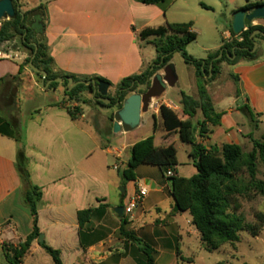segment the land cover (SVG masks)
Wrapping results in <instances>:
<instances>
[{
    "label": "crops",
    "instance_id": "0c3cea01",
    "mask_svg": "<svg viewBox=\"0 0 264 264\" xmlns=\"http://www.w3.org/2000/svg\"><path fill=\"white\" fill-rule=\"evenodd\" d=\"M227 1L229 4L234 2V0ZM19 3L20 10L24 13L35 11L40 6L44 7V33L56 70L78 77L104 78L112 84L109 93L116 92L118 84L123 79L141 74L156 60L157 52L152 44L153 38L142 40L140 33L143 30L155 29L166 23L191 22L193 23L192 31L197 34V40L200 37L195 28L196 22L174 19L172 9L165 5L166 1L158 5H145L135 0H37L32 7H27L22 0H19ZM245 5L231 10L230 17L227 18L228 22L230 21L229 24L233 23L235 11ZM33 21L34 15H30L29 24L31 25ZM258 22L259 25L264 26V19ZM254 23L256 26L257 21ZM231 26L223 33L226 40L223 45L234 38L231 34ZM13 48L16 51V58L0 60V80L9 77L0 90L7 91L5 100H11L7 103L8 105H4L6 107L4 110L0 108V116L10 121L21 122L23 104L18 97L21 88L27 85L29 90L37 88L45 93L50 90L44 89L42 82L38 83L36 74L30 67H25L23 73L19 74L20 67L28 54L20 52L17 46ZM263 59L264 57L259 58L255 62L241 61L231 67L232 73L238 75L240 79L241 97H237V90L232 91L230 95L235 96L236 103L239 99L243 100L244 105H248L258 115H264ZM177 85L178 81L173 88ZM221 88L219 87L215 94L211 95L215 109L216 102L222 105L224 101ZM182 92L187 94L183 90H178V105L168 99L167 90L163 95L154 98L148 110L142 113L140 126L144 115L150 114L153 119L155 116L157 130L164 129L160 108L162 105L168 107V103L171 102L176 106V109L172 110L177 113L182 112L180 105ZM10 96L11 99H9ZM60 96L59 102L50 100L39 114L36 116L31 114L25 126L26 156L29 160L30 178L33 185L40 187L43 191V198L39 205L41 233L45 235L47 245L61 250L64 264H143L145 257L136 244L123 234H121L122 238L115 237V232L120 231L123 223L122 216L116 210L128 201L127 189L130 184L134 187L138 179L137 173L136 180L125 185L126 192L122 193L119 206H112L108 192L97 194L94 196L95 206L89 208L97 209L106 205L104 214L94 216L82 230L78 221V212L88 209L90 194L82 180L85 172L81 168V159L97 153L110 156L115 162L114 168L119 171V167L122 168L128 164L131 149L140 140L127 145L123 144L121 148L112 151L108 142L101 140L86 128L85 123H81L84 114L79 113L77 120L71 118L67 110L70 106L68 98L61 90ZM194 98L198 99V94ZM73 105L80 104L73 102ZM118 111L119 108L115 107L113 115L115 116ZM220 112L226 114L222 117L221 125L213 128L210 138L204 140L198 138V141L202 142L207 149L218 148L221 151L224 144L241 145L239 137L243 136L242 128L235 121L227 122L228 116L238 112V109L235 110L233 106L228 111ZM178 115L182 120H187L183 112L182 115L179 113ZM201 119L200 112L195 121ZM115 121V118L106 119L107 133H110V124L113 127ZM133 131H126L123 128L122 131L113 134L131 138L130 134ZM177 136V133H169L165 130L163 141L158 144L155 134V145L164 148L173 144L176 147ZM209 144H213L214 147ZM16 154L17 147L14 139L0 133V252L2 254L4 251L1 244L4 241L18 246L33 230L30 209L23 201V185L16 168ZM191 161L193 163L192 159ZM145 185L159 193L167 191L168 198L172 201L170 208L166 211L160 204L148 206L145 198L137 214H133L129 219L124 213L129 222L126 230L133 232L136 237L154 249L155 264H195L193 259L197 252L194 250L199 248L206 250V246L201 241V234L192 223L190 213H181L174 208L170 193L171 184L162 186L157 179L152 178V180L146 179ZM154 210L156 213L152 216ZM130 222L134 223L130 225ZM80 232L83 233L82 237ZM71 233L75 235L73 245H71ZM43 250L45 251L39 241H35L24 264L29 261L30 264H39L37 260L32 259L33 251L44 255ZM184 250L192 256H185ZM30 256L32 258L29 259Z\"/></svg>",
    "mask_w": 264,
    "mask_h": 264
},
{
    "label": "trees",
    "instance_id": "16d2710c",
    "mask_svg": "<svg viewBox=\"0 0 264 264\" xmlns=\"http://www.w3.org/2000/svg\"><path fill=\"white\" fill-rule=\"evenodd\" d=\"M145 5H158L166 0H135ZM16 16L11 20H6L0 29V45L12 42L20 38L21 44L28 57L20 67V75L25 67L30 64L40 72L34 73L43 80V73L47 74L44 79L45 85L52 81L48 89H57L60 84L65 86V96L69 102L84 104L88 101L82 100L84 92L91 93L96 99V104L102 107H115L119 101V110L124 101L133 93L146 94L141 91L140 86L149 81V88L152 79L157 72L165 69L172 63L174 55L179 53L187 64L194 66L198 99L181 93L183 115L187 120H182L178 113L169 107L162 105L160 114L163 120L164 129L169 133H177L180 141L190 147L189 156L193 160L197 173L190 177H183L177 173L178 150L175 145L159 148L155 145V135H151L135 143L131 149V157L127 168L122 173L124 184L136 180V171L141 165H151L158 167L161 173L171 182V197L174 208L181 213H190L192 223L201 234V241L206 245L209 252L219 250L226 243L235 245L240 242V233L249 232L253 237H258L264 229V212L256 213L255 224H248L245 217L237 212L241 209L240 197L252 198L259 195L264 198V181L258 179L259 166L258 158L264 164V139H253V150L245 154L243 148L238 144H224L221 151L217 149H207L198 138L204 140L213 134V128L221 125L222 117L225 112H217L208 86L215 82L221 74V64L228 63L231 66L237 65L241 61L255 62L259 59L258 52H253L255 42L264 35L253 34L257 30L264 32L263 25H250L241 34H236L231 26V34L234 37L232 42L225 43L219 50L208 55L206 59H196L187 52V47L197 40V34L192 31L193 23H166L158 28H148L140 33V38L146 40L153 38L157 58L154 63L139 75L123 79L117 86L116 97L111 98V105H104L98 101L99 93L94 94L92 85L79 84L71 91L68 88L67 78L71 77L75 82L95 81L97 84L109 83L98 76L78 77L76 75L58 71L54 67L51 57V50L48 45L45 33L37 35L29 24V16L41 12L45 18L44 7L40 6L35 11L24 13L20 10L19 0H13ZM264 3L248 2L244 7L235 13L246 10L250 11ZM45 21V19H44ZM243 40L240 41L238 37ZM223 51V57L216 58ZM213 64V76L210 75V66ZM31 68V67H30ZM233 79L238 86L237 97H241L239 87V77L232 73ZM58 78H64L63 83H56ZM9 77L0 80V87L7 82ZM240 102V99L237 103ZM238 109H246L253 122L256 121L258 114H255L248 105H242ZM73 120L78 119V114H83V108L79 105L75 109L67 108ZM201 112L202 119L195 121ZM261 116V114H259ZM155 119V116H154ZM113 120V117L111 118ZM154 133L157 130V122L154 120ZM0 133L6 134L14 139L17 147L16 168L20 175L23 185V201L30 209L33 218V230L24 242L18 246H3L4 255L9 264H23L25 258L31 253L33 243L39 241L42 234L39 227V205L43 198V191L40 187L33 185L30 172L29 160L26 156V136L25 130L19 120H7L0 116ZM125 197V195H123ZM107 206L97 209L88 208L78 212V221L82 230L91 219L98 215H103ZM123 223L120 232L138 246L139 251L144 255L143 264H155L153 253L154 249L142 239L135 236L133 232L127 231L128 220L122 216ZM81 237L83 233L80 232ZM40 246L51 256L54 264H64L62 252L59 249L47 245L46 241L40 242Z\"/></svg>",
    "mask_w": 264,
    "mask_h": 264
},
{
    "label": "rangeland",
    "instance_id": "374dc122",
    "mask_svg": "<svg viewBox=\"0 0 264 264\" xmlns=\"http://www.w3.org/2000/svg\"><path fill=\"white\" fill-rule=\"evenodd\" d=\"M24 1L27 7H32L37 0H22ZM258 2L264 3V0H234L232 4H229L227 0H166V7H170L172 10V15L174 19L181 21L194 20L196 22V29L198 30L200 37L197 41L191 43L187 47V52L196 59H206L209 54L216 52L223 45L226 40H224L223 33L227 28H230L233 23L228 22L227 18L230 17L231 10L241 7L247 2ZM6 20H1L3 24ZM232 22V21H231ZM229 24V25H228ZM260 23L257 21L256 25ZM233 40L231 39L230 42ZM258 43V52L259 58L264 57V40L259 38L256 40ZM229 43V42H228ZM5 45V43L3 44ZM8 47L17 46L20 52H25L22 47L20 38L15 39L12 42L7 43ZM14 49V48H13ZM28 57V56H27ZM264 60V59H263ZM172 65L175 67L176 75L178 77V85L173 88L168 86L167 97L173 103L177 104L178 90H183L187 94L196 97L198 94L197 79L194 66L187 64L182 58L181 54L177 53L174 55L172 60ZM226 62L221 64V74L218 79L211 83L208 86L210 94L213 96L216 90L219 87L221 88V93L224 96V101L221 103H215L216 109L218 112L229 109H238V107L244 105L243 100H240L239 103L235 102V96L230 95L232 91H236L238 86L236 85L232 71L233 68ZM158 74L165 75L164 69L157 72ZM38 83L43 82L42 78L36 75ZM28 84V80H25ZM240 87V84H239ZM57 89H60L62 93H65V86L60 84ZM56 90V89H53ZM59 91H48L41 92L40 89L34 88L29 90V87L23 86L18 94L19 99L22 101V114H21V125L26 130L25 126L28 122L31 114L36 116L40 113L46 104L50 100L59 102L61 100ZM7 91L0 90V108L3 110L5 104L10 103L11 100H5ZM116 92L111 91L108 94V98H115ZM11 99V96L9 97ZM88 102L80 104L83 107L84 118L81 120V123L86 124V128L95 133L101 140L108 142L111 150L119 149L123 144H131L135 140H143L151 135H157L158 144H161L163 141L164 129H158L154 133V119L150 114H146L143 117L142 125L131 132V138L127 136H117L114 135V126L110 124V133L106 132L105 122L106 119L115 118L113 113L115 112V107H102L96 104V99L89 92H84L81 98ZM154 99L152 100V102ZM8 105V104H7ZM178 105V104H177ZM232 105V106H231ZM73 102H70L69 109H75ZM264 112V111H263ZM182 115L181 111H178ZM235 121L240 125L243 130V136H240L241 146L245 154L250 153L253 150L252 140H263L264 139V115H258L256 121L253 122L246 112V109H238V112L233 113L228 116L227 122ZM177 143L176 147L178 150V161L179 166L177 167V172L180 176L190 178L197 173V169L194 167L191 158L189 156V146L183 144L179 137L176 138ZM220 145V144H219ZM209 146L214 147L213 144ZM89 147V144H87ZM218 148H213L212 150ZM81 168L85 172L83 176V182L86 185L87 190L89 191V203L87 208L95 206V197L97 194H103L105 192L109 193V202L112 206L117 207L121 203L122 199V188H126L122 173L127 167L125 164L122 168L119 167V171L114 168V160L110 156H104L102 154H94L93 156L83 157L81 159ZM126 160V158H125ZM109 165V166H108ZM259 174L258 179L264 181V164L260 158H258ZM137 181L129 185L126 193L128 201L133 197L134 193L138 192L139 187L145 186L149 191L148 197H146L145 203L148 206H155L160 204L162 209L168 211L172 201L168 198V192H157L152 190L150 186L145 185V180H152V178L157 179V181L162 186H170L171 182L164 176L158 167L151 165H141L137 170ZM91 197H94L91 199ZM239 202L241 203V209L237 212L245 217V220L248 224H255L256 219L255 215L259 212H264V198L259 195H253L252 198L249 197H240ZM126 205V203H125ZM125 205L123 207H125ZM140 204L134 211L133 214H137L140 210ZM156 211L151 214L155 215ZM132 214V215H133ZM132 215H128L130 219ZM134 222H130L132 225ZM130 228V226H129ZM116 238H122L121 232L118 230L115 232ZM241 240L239 243L232 245L226 243L219 250L209 252L201 248L195 249L194 252V263L195 264H264V229L258 237H253L249 232L243 231L240 233ZM75 235L71 233V245H73ZM6 247L14 246L10 242L4 241L2 244ZM44 251V250H43ZM34 258L39 264H54L51 256L44 251V255L38 254L36 251H33ZM185 256H192L189 252L184 250ZM25 262H23L24 264ZM0 264H9L6 260L4 254L0 252ZM30 264V261L27 262Z\"/></svg>",
    "mask_w": 264,
    "mask_h": 264
},
{
    "label": "water",
    "instance_id": "95a60500",
    "mask_svg": "<svg viewBox=\"0 0 264 264\" xmlns=\"http://www.w3.org/2000/svg\"><path fill=\"white\" fill-rule=\"evenodd\" d=\"M16 16V10L14 6L13 0H0V20H11L15 18ZM264 19V6H259L253 10L246 11L241 10L235 14L234 20H233V30L236 34H241L243 31L246 30V28L250 25H252L254 22ZM32 30L37 35L44 34L45 31V25H44V19L43 14L41 12H36L34 15V21L31 24ZM256 35H264V32L261 30H257L254 32L253 36ZM258 48V43L255 42V48L253 52L256 51ZM223 57V51L221 54L216 58L217 60L221 59ZM30 67L35 72H40L39 70L35 69L32 63L30 64ZM213 64L210 66V75L208 78H211L213 76ZM164 74H156L154 78L152 79V85L149 88V81L143 85L140 86L139 89L141 91H147L146 94H139L134 93L131 96H129L123 103L122 108L115 114V123H114V131L116 133L122 131L124 128L126 131H133L137 129L141 124V117L142 113L146 112L150 106V102L152 99L157 98L165 93L168 86L174 87L178 81V77L176 75L175 67L174 65L170 64L164 69ZM47 77L46 73H43V82L42 87L44 89H47L52 81H49L45 85L44 79ZM68 80V88L69 91H71L74 87H76L79 84H85L87 86L92 85L94 88V94L99 93L101 96L98 97V101L103 103L104 105H111L112 100L108 98L109 89L111 85L109 83H99L97 84L95 81H79L75 82L73 78L69 77ZM56 83H63L64 78H58L55 80ZM121 103L118 101L115 104V107H119ZM154 188V186H153ZM122 193H125V188H122ZM116 212L120 215H124V207H119ZM40 242L45 241V235L41 234L39 237ZM204 246H206L204 244Z\"/></svg>",
    "mask_w": 264,
    "mask_h": 264
},
{
    "label": "built area",
    "instance_id": "2783aa9c",
    "mask_svg": "<svg viewBox=\"0 0 264 264\" xmlns=\"http://www.w3.org/2000/svg\"><path fill=\"white\" fill-rule=\"evenodd\" d=\"M1 21V20H0ZM255 25V23H253ZM2 27V23L0 22V28ZM247 30V28H246ZM238 39L242 41L243 39L239 36ZM2 45L0 47V60H9L16 58V51L12 47H8V45ZM168 107L170 109H176V106L171 102L168 103ZM149 189L147 187H139L137 193H134L133 197L126 202L124 207L125 215H132L135 209L143 203L144 199L148 196Z\"/></svg>",
    "mask_w": 264,
    "mask_h": 264
}]
</instances>
